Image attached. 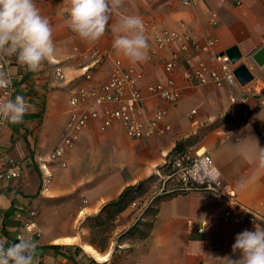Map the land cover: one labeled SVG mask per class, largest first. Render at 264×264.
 Masks as SVG:
<instances>
[{"label": "crops", "instance_id": "0c3cea01", "mask_svg": "<svg viewBox=\"0 0 264 264\" xmlns=\"http://www.w3.org/2000/svg\"><path fill=\"white\" fill-rule=\"evenodd\" d=\"M240 1L235 6L229 0H197L186 7L174 0H124L112 14L105 35L86 43L64 23L68 0H36L51 23L57 51L38 72L27 71L15 57H4L15 89L12 98L22 95L31 107L23 123L0 125V151L21 167L19 178L0 181V238L15 242L23 215L35 210L38 234L32 239L39 244L40 264H228L238 260L241 254L232 249L235 237L246 229L254 231V224H223L224 211L239 212L245 207L264 218V170L248 159L255 142L264 148V108L254 110L247 123L236 127L242 103L233 104L230 98L238 97V89L188 84L177 69L172 76L182 99L159 123V129L168 126V130L132 141L121 124L101 131L100 119L93 120L79 133L65 167L47 164V177L40 165L48 161L60 140L71 90L104 82L114 59L141 74L142 109L147 118L153 115L162 103L148 97L145 87L168 78L163 65L169 50L155 52L153 44V37L162 31L197 38L198 45L184 55L183 66L202 62L217 69L218 56L236 46L240 63L254 78L247 87L263 85L264 71L247 57L264 47V0ZM210 12L217 15L216 27L209 24ZM121 15H138L147 24L151 60L131 63L113 49L111 29ZM209 37L216 42L203 51ZM56 68L63 73L61 80L55 78ZM189 147L208 152L236 203L194 191L161 198L136 223L129 206L106 222L108 204L116 202L126 188H135L160 171L174 149ZM149 196L147 192L142 197ZM105 225L109 226L106 231L102 230Z\"/></svg>", "mask_w": 264, "mask_h": 264}, {"label": "built area", "instance_id": "2783aa9c", "mask_svg": "<svg viewBox=\"0 0 264 264\" xmlns=\"http://www.w3.org/2000/svg\"><path fill=\"white\" fill-rule=\"evenodd\" d=\"M182 6H192L197 0H174ZM235 6H240V0H229ZM227 2V0H221ZM209 24L211 27L217 26V15L210 12ZM145 32L147 24L144 23ZM197 38L175 31H162L153 37L155 52L169 50V58L164 61V71L168 78L159 83L149 84L145 87L148 97L158 98L162 105L155 110L150 118L144 115L142 109L143 96L139 89L141 74L132 67H125L120 59H114L108 78L92 86L74 87L68 97V119L65 123L58 144L48 155V161L40 165L41 172L49 176L47 164H58L66 166V156L78 138L79 133L87 128L93 120L100 119V130L105 131L113 124L119 123L124 129L125 135L132 141L143 140L155 132L162 133L169 127L159 129V123L164 116L175 108L182 99L179 87L177 86L173 73L181 70L182 79L188 84L214 85L215 87H231L238 89V97L231 96L230 102L237 100L242 103V109L238 113L235 126L240 127L247 123L254 110L264 108V84L252 87L241 86L234 76V69L243 63L241 59L236 64H231L226 55L218 56L219 68L214 69L206 64L199 62L194 66H183L184 55L198 45ZM216 39L209 37L201 47L203 51H209L215 44ZM155 54V53H154ZM253 54L247 57L259 70L264 71V64L258 66L253 60ZM149 55L147 60H151ZM8 63L4 58H0V67H6ZM56 79H62L63 73L60 68L54 71ZM254 79V78H253ZM253 81V80H252ZM8 92L12 97L15 92L11 83L7 91L0 90V101L9 98ZM252 99L250 105L246 100ZM230 112H233L232 108ZM194 115L195 111H191ZM7 121L0 120V125H5ZM3 164H1V162ZM164 170L158 171L156 180L150 185L148 198L140 197L130 203L129 207L135 214V223L143 218L145 212L153 204V200L159 197H168L190 192H200L206 195H215L230 198L236 203L235 195L229 190L228 184L224 180L221 172L215 166L208 152H201L200 149L189 147L177 151L174 155L167 158L163 164ZM21 167L11 157H4L0 151V181H10L20 177ZM35 210H27L22 217V224L16 238L21 234L29 233L30 237L38 233L35 228ZM223 224L229 225H251L254 223H264V218L255 211L241 207L239 212L226 209L221 219ZM203 232L201 226L198 230Z\"/></svg>", "mask_w": 264, "mask_h": 264}, {"label": "clouds", "instance_id": "9594fccd", "mask_svg": "<svg viewBox=\"0 0 264 264\" xmlns=\"http://www.w3.org/2000/svg\"><path fill=\"white\" fill-rule=\"evenodd\" d=\"M124 0H68L65 25L86 43L99 41L108 31L112 14ZM112 47L131 63L149 58V41L138 15H121L111 29ZM53 29L49 19L37 7L36 0H0V58L15 57L30 72H38L56 54ZM11 74L0 67V90L10 89ZM0 101V120L24 122L31 105L22 95ZM251 163L264 170V148L255 142L248 156ZM18 241V242H16ZM15 242L0 238V264H40L38 241L21 234ZM233 252L241 254L228 264H264V227L254 223V231L244 230L235 237Z\"/></svg>", "mask_w": 264, "mask_h": 264}, {"label": "trees", "instance_id": "16d2710c", "mask_svg": "<svg viewBox=\"0 0 264 264\" xmlns=\"http://www.w3.org/2000/svg\"><path fill=\"white\" fill-rule=\"evenodd\" d=\"M177 151H179L177 148L174 149L168 157L174 155ZM163 170H164V166H162L160 168V171H163ZM155 180H156V175L154 174L151 177H149L148 179H146L142 182H139L135 188H133V187L126 188L120 194V196L116 202H112V203L107 205V207H109L110 210L108 212V217H107L106 222L111 221L115 215L122 213L130 205V203H132L135 199H138V198L142 197L143 195H145L148 192L150 185ZM161 198L162 197L154 199L153 203L160 200ZM147 212H148V210L145 212V214ZM95 223L99 226L104 224V222L101 223L100 221H96Z\"/></svg>", "mask_w": 264, "mask_h": 264}, {"label": "water", "instance_id": "95a60500", "mask_svg": "<svg viewBox=\"0 0 264 264\" xmlns=\"http://www.w3.org/2000/svg\"><path fill=\"white\" fill-rule=\"evenodd\" d=\"M222 55H226L231 64H236L241 59V53L236 46L226 50ZM253 60L258 66L264 64V47L254 53ZM234 76L241 86H245L253 80V75L244 64H240L234 69Z\"/></svg>", "mask_w": 264, "mask_h": 264}, {"label": "rangeland", "instance_id": "374dc122", "mask_svg": "<svg viewBox=\"0 0 264 264\" xmlns=\"http://www.w3.org/2000/svg\"><path fill=\"white\" fill-rule=\"evenodd\" d=\"M109 226L108 225H105L104 227H102V230L106 231L108 230Z\"/></svg>", "mask_w": 264, "mask_h": 264}, {"label": "bare ground", "instance_id": "6f19581e", "mask_svg": "<svg viewBox=\"0 0 264 264\" xmlns=\"http://www.w3.org/2000/svg\"><path fill=\"white\" fill-rule=\"evenodd\" d=\"M90 251H93L91 248H88ZM96 255V254H95ZM100 259H103V258H100Z\"/></svg>", "mask_w": 264, "mask_h": 264}]
</instances>
